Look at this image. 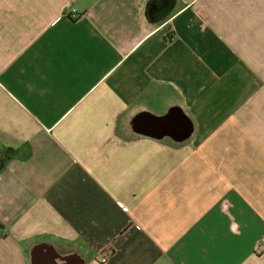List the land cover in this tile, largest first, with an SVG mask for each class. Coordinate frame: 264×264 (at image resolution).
<instances>
[{
  "label": "crops",
  "instance_id": "obj_1",
  "mask_svg": "<svg viewBox=\"0 0 264 264\" xmlns=\"http://www.w3.org/2000/svg\"><path fill=\"white\" fill-rule=\"evenodd\" d=\"M263 235L264 0H0V264H264Z\"/></svg>",
  "mask_w": 264,
  "mask_h": 264
},
{
  "label": "built area",
  "instance_id": "obj_2",
  "mask_svg": "<svg viewBox=\"0 0 264 264\" xmlns=\"http://www.w3.org/2000/svg\"><path fill=\"white\" fill-rule=\"evenodd\" d=\"M79 16L81 15L78 12H76L74 9L71 10L70 17L77 18ZM255 250L257 253L264 251V235L256 243ZM107 256H108V253L105 252L101 257V261L105 262L107 260Z\"/></svg>",
  "mask_w": 264,
  "mask_h": 264
}]
</instances>
